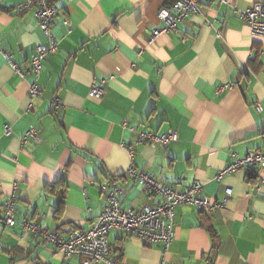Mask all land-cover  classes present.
Masks as SVG:
<instances>
[{
  "label": "crops",
  "instance_id": "0c3cea01",
  "mask_svg": "<svg viewBox=\"0 0 264 264\" xmlns=\"http://www.w3.org/2000/svg\"><path fill=\"white\" fill-rule=\"evenodd\" d=\"M20 1L0 0V51L27 72L22 79L0 53V206L18 182V221L61 235L88 230L105 207L103 186L114 181L124 189V209L159 202L125 177L133 165L174 188L201 182L212 200L232 190L226 206L211 214L188 204L176 208L167 264H264V169L216 180L232 153H264V109L257 108L264 105V39L240 19L260 0L203 2L177 31L155 39L165 27L160 11L176 0H49L60 10L52 28L59 48L43 63L44 93L30 111V61L46 39L33 12L16 11ZM102 81L105 95L92 98L91 87ZM223 85L231 88L218 93ZM8 124L12 134L5 136ZM31 129L38 139L21 145ZM141 131H175L179 140L163 148L140 142ZM61 180L68 188L57 215L60 200L50 189ZM109 242L117 264L164 258L159 246L116 231ZM0 264H81V258L65 260L40 235L0 219Z\"/></svg>",
  "mask_w": 264,
  "mask_h": 264
},
{
  "label": "built area",
  "instance_id": "2783aa9c",
  "mask_svg": "<svg viewBox=\"0 0 264 264\" xmlns=\"http://www.w3.org/2000/svg\"><path fill=\"white\" fill-rule=\"evenodd\" d=\"M203 2H217L219 4H229L228 0H176L172 9H162L159 19L165 23L162 30L153 33V39L161 33L174 32L178 30L179 24L186 22L192 14L200 13V5ZM18 13L33 12L37 25L41 29L46 42L40 43L35 48L30 61L28 74L32 77L29 82L28 97L30 104L28 111L34 108V102L43 96V88L39 83L43 63L49 54L58 51L59 44L52 33L55 20L60 14L57 6L51 4L49 0H21L16 6ZM240 19L250 28L252 34L264 39V0H260L253 6L240 12ZM67 25V23H65ZM15 74L22 79L26 78L24 71L6 51H0ZM106 82L94 84L90 89V96L101 99L106 92ZM231 88L230 85H223L218 93L223 89ZM55 107L62 108V102L58 97L52 100ZM264 102V101H263ZM259 111H263L264 105L257 104ZM124 128L129 124L125 122ZM12 134L11 125L4 127V135ZM29 139L37 140V132L31 129L20 138L21 145ZM179 140V135L175 131L164 134L151 132H140L139 141L150 143L155 146L166 148ZM233 161L216 176L217 181H221L225 176L233 175L239 171L260 167L264 169V153L249 151L240 157L232 153ZM126 178H132L139 183L143 190L150 196L159 198V202L153 206H144L140 210L133 208L124 209L122 206L124 189L120 183L114 182L103 186L106 194V203L100 217L88 230L73 229L66 235H61L56 231L49 230L43 225L17 219V207L19 204V185L13 182L8 195L2 205V222L6 227L13 228L21 224L24 234L40 235L46 244L53 245L57 251L67 260L73 257L81 258V264H117L111 257V245L109 234L113 231L123 234L129 238H136L145 245L159 246L163 253V261L166 263V255L175 238V210L182 205H193L203 214H211L223 209L232 195V190H226V198L221 201L212 200L203 193V184L196 182L187 189H178L165 184L156 179L147 171H140L131 165L125 173ZM264 184V179L262 180Z\"/></svg>",
  "mask_w": 264,
  "mask_h": 264
},
{
  "label": "trees",
  "instance_id": "16d2710c",
  "mask_svg": "<svg viewBox=\"0 0 264 264\" xmlns=\"http://www.w3.org/2000/svg\"><path fill=\"white\" fill-rule=\"evenodd\" d=\"M116 182V181H114ZM112 182V183H114ZM67 185L66 183L61 180L60 182L57 183V185L53 186L50 190L51 193L56 195L59 198V206L56 211L57 215H60L62 213V208L65 205V197H66V192H67ZM1 211H0V219H2V207L0 206Z\"/></svg>",
  "mask_w": 264,
  "mask_h": 264
}]
</instances>
